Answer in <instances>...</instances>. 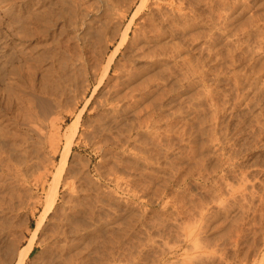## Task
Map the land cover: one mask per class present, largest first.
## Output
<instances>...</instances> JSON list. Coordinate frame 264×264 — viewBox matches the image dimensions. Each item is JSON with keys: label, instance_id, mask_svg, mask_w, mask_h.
Returning <instances> with one entry per match:
<instances>
[{"label": "rangeland", "instance_id": "1", "mask_svg": "<svg viewBox=\"0 0 264 264\" xmlns=\"http://www.w3.org/2000/svg\"><path fill=\"white\" fill-rule=\"evenodd\" d=\"M2 1L0 264L35 228L21 264H264V0ZM170 6L189 21L168 27Z\"/></svg>", "mask_w": 264, "mask_h": 264}, {"label": "bare ground", "instance_id": "2", "mask_svg": "<svg viewBox=\"0 0 264 264\" xmlns=\"http://www.w3.org/2000/svg\"><path fill=\"white\" fill-rule=\"evenodd\" d=\"M61 2L60 3H62L63 5H66V2H65V0H60ZM178 1V0H177ZM182 1V0H181ZM3 1L2 0H0V10L2 11V12H5V8H4V6H5V4H4V6H2L1 5V3H2ZM51 3V1H48V3ZM120 2V1H119ZM142 2V1H141ZM143 2H144V0H143ZM173 2V1H172ZM7 3V2H6ZM38 3V2H37ZM49 3V4H50ZM169 3V2H168ZM30 4V3H29ZM49 4H47L48 6H49ZM53 2L51 3V5L53 6ZM56 4V3H55ZM57 4H58V2H57ZM108 4V3H107ZM110 4V3H109ZM129 4V3H128ZM127 4V5H128ZM141 4V3H140ZM241 4V3H240ZM12 5V4H11ZM46 5V6H47ZM62 5V6H63ZM139 5V4H138ZM137 5V6H138ZM144 5V4H143ZM47 6V7H48ZM58 6V5H57ZM72 6V5H71ZM106 6V5H105ZM113 6V5H112ZM126 6V5H125ZM155 6H158V5H155ZM160 6V5H159ZM163 6V5H162ZM178 6H180V5H178ZM246 6V5H245ZM28 7V6H27ZM51 7V6H50ZM59 7V6H58ZM115 7V6H114ZM142 7V6H141ZM171 7V6H170ZM53 8H54V6H53ZM56 8V7H55ZM65 8V7H64ZM64 8H60L61 10H60V12L59 13H56L58 16H59V14L63 17V18H65V9ZM139 8H140V6H138V10H139ZM153 8V7H152ZM156 8V7H155ZM11 9V8H10ZM17 8H15V10H16ZM49 9V11L48 12H50V9L52 10V8H47V10ZM64 9V10H63ZM72 9V8H71ZM107 9V8H106ZM164 9V8H163ZM176 10H177V8H175ZM174 8H170V9H168L169 11H167L166 12V14L164 13V14H162L163 16L165 15V17H163V19H162V21L163 22H166L167 23V26L169 25H172V26H176V25H181L182 23H187L188 21H189V19L187 18L188 17V15H187V13H185V12H183L182 10V12L180 11V10H178V11H176ZM179 9V8H178ZM7 10V9H6ZM18 10V13L17 12H15L16 13V16H17V18L19 19L20 18V20H22L24 23V25H25V22H27V20L29 19V16L31 17V15H32V19H36V21L37 20H39L40 21V23H41V18H42V16H44V14H43V12H42V14H41V11L39 12L38 10L39 9H34V10H32V11H25L24 10V12L22 11V10H20V9H17ZM40 10H42V11H45V10H43V9H40ZM58 10V9H57ZM73 10V9H72ZM72 10H71V12H72ZM75 10V9H74ZM136 10H137V8H136ZM153 10H155V9H153ZM159 10V9H158ZM221 10H223V9H221ZM240 10V9H239ZM23 13H22V12ZM110 11H111V9H110ZM116 11H118V10H116ZM160 11V10H159ZM164 11V10H163ZM213 11V10H212ZM216 11V10H215ZM242 11V10H241ZM47 12V13H48ZM53 12V11H52ZM57 12V11H56ZM80 12H81V10H80ZM152 13H151V17H153L154 18V16L156 15V13H155V11L153 12V11H151ZM211 12V11H210ZM46 13V14H47ZM84 13V12H83ZM87 13V12H86ZM135 13V12H134ZM219 13V12H218ZM226 13V12H225ZM31 14V15H30ZM45 14V15H46ZM67 14V13H66ZM81 14V13H80ZM210 14H212V13H210ZM220 14V13H219ZM224 14V13H223ZM68 15H70V14H68ZM72 15H73V13H72ZM82 15V14H81ZM83 15H86L85 13L83 14ZM124 15V14H123ZM148 15V16H149ZM160 15V14H159ZM158 15V16H159ZM93 16V15H92ZM117 16V15H116ZM157 16V15H156ZM190 16V15H189ZM210 16V15H209ZM49 17V16H48ZM57 17V16H56ZM60 17V16H59ZM73 17V16H72ZM91 17V16H90ZM115 17V16H114ZM150 17V18H151ZM162 17V16H161ZM212 17V16H211ZM68 18V17H67ZM80 18H82V17H80ZM215 18V17H214ZM234 18V17H233ZM31 19V20H32ZM34 19V20H35ZM60 19V18H59ZM79 19V18H78ZM116 19V18H115ZM192 19V18H191ZM30 20V21H31ZM56 20V19H55ZM82 20H83V18H82ZM156 20H159V19H156ZM236 20V19H235ZM17 21V20H16ZM19 21V20H18ZM38 21V22H39ZM44 21V20H43ZM42 21V22H43ZM50 21V20H49ZM57 21V20H56ZM68 21H69V19H68ZM73 21H76V20H74L73 19ZM73 21H71L72 22V24H71V26L72 27H74V28H79V27H82V26H80V24L79 23H77V22H73ZM159 21H161V20H159ZM219 21V20H218ZM257 21V20H256ZM37 22V23H38ZM54 22V21H53ZM80 22V21H79ZM83 22H84V20H83ZM97 22V21H96ZM20 23V22H19ZM22 23V22H21ZM45 24H46V22H44ZM43 23V24H44ZM159 23H162V22H159ZM165 23V24H166ZM222 23V22H221ZM30 24V23H29ZM28 24V25H29ZM42 24V23H41ZM50 24V23H49ZM54 24V23H53ZM70 24V23H69ZM85 24V23H84ZM83 24V25H84ZM106 24V23H105ZM107 24H109V22L107 23ZM118 24V23H117ZM162 24H164V23H162ZM46 25H48V24H46ZM45 25V26H46ZM87 25V24H86ZM186 25V24H185ZM187 25H189V24H187ZM191 25V24H190ZM216 25V24H215ZM49 26V25H48ZM59 26V25H58ZM68 26V25H67ZM113 26H114V24H113ZM116 26V25H115ZM156 26V25H155ZM168 26V27H169ZM230 26V25H229ZM251 26V25H250ZM85 27H87V26H85ZM94 27H95V25H94ZM144 27V26H143ZM148 27V26H147ZM184 27V26H183ZM186 27V26H185ZM188 27V26H187ZM223 27H225V26H223ZM98 28V27H97ZM100 28H102V27H100ZM153 28V27H152ZM157 28V27H156ZM155 28V29H156ZM166 28V27H165ZM176 28V27H175ZM12 29V28H11ZM19 29V28H18ZM26 29H27V27H26ZM85 29V28H84ZM87 29V28H86ZM89 29V28H88ZM99 29V28H98ZM112 29V28H111ZM172 29V28H171ZM236 29V28H235ZM260 29V28H259ZM30 30V29H29ZM72 30V29H71ZM95 30V29H94ZM93 30V31H94ZM144 30V29H143ZM148 30H150V29H148ZM153 30V29H152ZM158 30V29H157ZM178 30V29H177ZM199 30V29H198ZM222 30V29H221ZM227 30V29H226ZM230 30V29H229ZM234 30V29H233ZM64 31V30H63ZM102 31H104V30H102ZM101 31V32H102ZM151 31V30H150ZM172 31H174L173 29H172ZM172 31H170V33H172ZM180 31V30H179ZM200 31V30H199ZM198 31V32H199ZM232 31V30H231ZM123 32V31H122ZM134 32V31H133ZM147 32V31H146ZM154 32V31H153ZM180 32H182V31H180ZM226 32V31H225ZM28 32H26L25 34H27ZM41 33V32H40ZM71 33V32H70ZM99 33V32H98ZM104 33V32H103ZM102 33V34H103ZM150 33V32H149ZM174 33V32H173ZM219 33V32H218ZM218 33H216V34H218ZM261 33V32H260ZM96 34V33H95ZM107 34V33H106ZM142 34V33H141ZM158 34V33H157ZM165 34V33H164ZM175 34V33H174ZM211 34V33H210ZM240 34V33H239ZM30 35V34H29ZM137 35H138V33H137ZM177 35V34H176ZM183 35V34H182ZM185 35V34H184ZM183 35V36H184ZM228 35V34H227ZM256 35V34H255ZM27 36V35H26ZM25 36V37H26ZM32 36V35H31ZM100 36V35H99ZM112 36V35H111ZM159 36V35H158ZM188 36H189V34H188ZM197 36H198V34H197ZM246 36V35H245ZM71 37H72V35H71ZM76 37H78V36H76ZM106 37V36H105ZM108 37H110V36H108ZM133 37V36H132ZM149 37V36H148ZM179 37H180V35H179ZM210 37V36H209ZM261 37V36H260ZM31 38V37H30ZM89 38V37H88ZM187 38V37H186ZM192 38V37H191ZM237 38V37H236ZM28 39V38H27ZM75 39V38H74ZM77 39H79V38H77ZM90 39V38H89ZM113 39V38H112ZM123 39V38H122ZM125 39V38H124ZM136 39V38H135ZM148 39V38H147ZM160 39V38H159ZM178 39H180V38H178ZM177 39V40H178ZM222 39V38H221ZM234 39V38H233ZM246 39V38H245ZM51 40V39H50ZM81 40V39H80ZM121 40V39H120ZM140 40V39H139ZM151 40V39H150ZM257 40H258V37H257ZM84 41V40H83ZM98 41V40H97ZM109 41V40H108ZM129 41V40H128ZM136 41V40H135ZM186 41V40H185ZM192 41V40H191ZM218 41V40H217ZM246 41V40H245ZM121 42H122V40H121ZM134 42V41H133ZM158 42V41H157ZM179 42V41H178ZM181 42V41H180ZM193 42H194V40H193ZM207 42V41H206ZM232 42V41H231ZM242 42V41H241ZM118 43V42H117ZM127 43V42H126ZM144 43V42H143ZM159 43V42H158ZM163 43V42H162ZM170 43V42H169ZM192 43V42H191ZM204 43V42H203ZM210 43V42H209ZM226 43V42H225ZM240 43V42H239ZM102 44V43H101ZM122 44V43H121ZM147 44H149V43H146V46H147ZM154 44V43H153ZM172 44V43H171ZM184 44V43H183ZM187 44V43H186ZM221 44V43H220ZM4 45V44H3ZM119 45V44H118ZM139 45H141V44H139ZM143 45V44H142ZM181 45V44H180ZM257 45V44H256ZM255 45V46H256ZM48 46V45H47ZM138 46V45H137ZM144 46V45H143ZM162 46H163V44H162ZM166 46V45H165ZM176 46H178L177 44H176ZM247 46V45H246ZM249 46V45H248ZM89 47V46H88ZM135 47V46H134ZM145 47V46H144ZM164 47V46H163ZM172 47H173V45H172ZM258 47V46H257ZM262 47H264V46H262ZM39 48V47H38ZM54 48V47H53ZM173 48H175V47H173ZM224 48V47H223ZM244 48V47H243ZM3 49V48H2ZM115 49H116V47H115ZM138 49V48H137ZM140 49V48H139ZM154 49V48H153ZM178 49V48H177ZM207 49V48H206ZM205 49V50H206ZM248 49V48H247ZM257 49V48H256ZM33 50V49H32ZM141 50V49H140ZM150 50V49H149ZM168 50V49H167ZM178 50H180V49H178ZM255 50V49H254ZM60 51V50H59ZM47 52V51H46ZM136 52V51H135ZM150 52V51H149ZM167 52V51H166ZM43 53V52H42ZM113 53V52H112ZM131 53H133V52H131ZM10 54V53H9ZM41 54V53H40ZM134 54V53H133ZM145 54H146V52H145ZM148 54V53H147ZM157 54V53H156ZM162 54V53H161ZM169 54V53H168ZM12 55V54H11ZM45 55V54H44ZM62 55V54H61ZM112 55V54H111ZM123 55V54H122ZM129 55H130V53H129ZM255 55V54H254ZM10 56V55H9ZM41 56H43V54H41ZM180 56V55H179ZM216 56H217V53H216ZM219 56V55H218ZM233 56V55H232ZM231 56V57H232ZM47 57V56H46ZM50 57H51V55H50ZM49 57V58H50ZM112 57V56H111ZM149 57V56H148ZM152 57V56H151ZM175 57V56H174ZM196 57V56H195ZM220 57V56H219ZM14 58V57H13ZM58 58V57H57ZM216 58V57H215ZM218 58V57H217ZM230 58V57H229ZM8 59V58H7ZM48 59V58H47ZM194 59H196V58H194ZM255 59V58H254ZM14 60V59H13ZM158 60V59H157ZM156 60V61H157ZM236 60V59H235ZM46 61V60H45ZM153 61V60H152ZM165 61V60H164ZM188 61V60H187ZM190 61V60H189ZM199 61V60H198ZM40 62V61H39ZM171 62V61H170ZM207 62V61H206ZM21 63V62H20ZM124 63V62H123ZM190 63V62H189ZM232 63V62H231ZM28 65V64H27ZM149 65V64H148ZM167 65V64H166ZM194 65V64H193ZM61 66V65H60ZM68 66V65H67ZM163 66V65H162ZM37 67V66H36ZM66 67V66H65ZM191 67H192V65H191ZM194 67V66H193ZM206 67V66H205ZM232 67V66H231ZM13 68V67H12ZM48 68V67H47ZM61 68V67H60ZM70 68H71V66H70ZM26 69V68H25ZM188 69V68H187ZM195 69V68H194ZM69 70V69H68ZM67 70V71H68ZM106 70V69H105ZM117 70V69H116ZM3 71V70H2ZM197 71H198V69H197ZM201 71V70H200ZM9 72V71H8ZM117 72V71H116ZM21 73V72H20ZM23 73V72H22ZM143 73V72H142ZM189 73V72H188ZM195 73V72H194ZM18 74V73H17ZM27 74V73H26ZM36 74V73H35ZM50 74V73H49ZM61 74V73H60ZM66 74V73H65ZM117 74V73H116ZM28 75V74H27ZM18 76V75H17ZM33 76V75H32ZM47 76V75H46ZM74 76V75H73ZM141 76V75H140ZM210 76V75H209ZM1 77V76H0ZM19 77V76H18ZM57 77V76H56ZM190 77V76H189ZM238 77V76H237ZM2 78V77H1ZM80 78V77H79ZM107 78V77H106ZM115 78V77H114ZM118 77H117V75H116V79H117ZM126 78V77H125ZM166 78V77H165ZM66 79V78H65ZM75 79V78H74ZM124 79V78H123ZM129 79V78H128ZM148 79H149V77H148ZM211 79V78H210ZM38 80V79H37ZM86 80V79H85ZM143 80V79H142ZM162 80V79H161ZM170 80V79H169ZM44 81V80H43ZM60 81V80H59ZM117 81V80H116ZM55 82H56V80H55ZM62 82V81H61ZM121 82V81H120ZM140 82V81H139ZM146 82V81H145ZM193 82V81H192ZM235 82V81H234ZM1 83V82H0ZM3 83V82H2ZM33 83V82H32ZM43 83V82H42ZM160 83V82H159ZM199 83V82H198ZM197 83V84H198ZM237 83V82H236ZM255 84V83H254ZM253 84V85H254ZM38 85V84H37ZM120 85V84H119ZM23 86V85H22ZM30 86V85H29ZM65 86V85H64ZM145 86V85H144ZM43 87V86H42ZM56 87H58V86H56ZM60 87V86H59ZM63 87V86H62ZM82 87V86H81ZM108 87V86H107ZM119 87V86H118ZM117 87V88H118ZM8 88V87H7ZM28 88V87H27ZM44 88V87H43ZM51 88H53V86L51 87ZM51 88H48V89H51ZM116 88V89H117ZM130 88H131V86H130ZM134 88V87H133ZM138 88V87H137ZM140 88V87H139ZM20 89V88H19ZM36 89V88H35ZM115 89V88H114ZM127 89V88H126ZM5 90V89H4ZM17 90V89H16ZM40 90V89H39ZM63 90V89H62ZM107 90H109V89H107ZM106 90V91H107ZM113 90V89H112ZM128 90V89H127ZM163 90V89H162ZM161 90V91H162ZM6 91H8V89L6 90ZM111 91V90H110ZM60 92V91H59ZM127 92V91H126ZM135 92V91H134ZM55 93V92H54ZM80 93V92H79ZM123 93H125V92H123ZM244 93V92H243ZM108 94H109V92H108ZM107 94V95H108ZM126 94V93H125ZM132 94V93H131ZM30 95H32V94H30ZM113 95H114V93H113ZM112 94H111V97H110V99H114L115 97L113 96ZM117 95H118V93H117ZM120 95V94H119ZM127 95V94H126ZM142 95V94H141ZM13 96V95H12ZM18 96V95H17ZM121 96V95H120ZM122 96H123V94H122ZM122 96H121V98H122ZM134 96V95H133ZM256 96V95H255ZM14 97H16V96H14ZM19 97V96H18ZM102 97V96H101ZM107 97H109V96H107ZM125 97V96H124ZM100 98V97H99ZM103 98V97H102ZM120 98V97H119ZM120 98V99H121ZM126 98H128V95H127V97ZM48 99V98H47ZM106 99V98H105ZM109 99V98H108ZM125 99V98H124ZM253 99H254V97H253ZM256 99V98H255ZM19 100H20V98H19ZM32 100V99H31ZM111 100V101H112ZM36 101V100H35ZM54 101V100H53ZM77 101V100H76ZM107 101V100H106ZM120 101V100H119ZM128 101V100H127ZM137 101V100H136ZM98 102V101H97ZM96 102V103H97ZM102 102V101H101ZM103 102H104V100H103ZM116 102H118L117 101V99H116ZM115 102V103H116ZM30 103V102H29ZM112 103V102H111ZM114 103V102H113ZM112 103V104H113ZM119 103V102H118ZM122 103V102H121ZM99 104V103H98ZM105 104V103H104ZM56 105V104H55ZM66 105V104H65ZM94 105V104H93ZM100 105H102V103L100 104ZM114 105V104H113ZM48 106V105H47ZM51 106V105H50ZM95 106V105H94ZM93 106V107H94ZM99 106V105H98ZM107 106V105H106ZM134 106V105H133ZM31 107V106H30ZM49 107V106H48ZM58 107V106H57ZM61 107H63V106H61ZM104 107V106H103ZM124 107V106H123ZM71 108V107H70ZM74 108V107H73ZM120 109H121V107H119ZM119 108L117 109V104H116V106L114 105V106H112L111 108H109V109H111V115H112V117H114V118H116V117H118V116H120L121 115V113L123 112V110H122V112H119L120 110H119ZM132 108V107H131ZM37 109V108H36ZM106 109V108H105ZM136 109V108H135ZM134 109V110H135ZM139 110V109H138ZM142 110V109H141ZM50 111V110H49ZM72 111V110H71ZM125 111V110H124ZM140 111V110H139ZM40 112V111H39ZM109 112V113H110ZM129 112V111H128ZM130 113V112H129ZM132 113V112H131ZM124 113H122V115H123ZM51 115V114H50ZM97 115V114H96ZM135 115V114H134ZM136 115H137V113H136ZM141 115V114H140ZM54 116V115H53ZM144 116V115H143ZM150 116V115H149ZM139 117V116H138ZM137 117V118H138ZM101 118V117H100ZM122 118V117H121ZM124 118V117H123ZM123 118H122V120H123ZM147 118V117H146ZM56 119V118H55ZM105 119H108V118H105ZM125 119H127V118H125ZM35 120V119H34ZM58 120V119H57ZM112 120H114L113 118H112ZM111 120V121H112ZM121 120V119H120ZM143 120V119H142ZM29 121V120H28ZM108 121V120H107ZM110 121V122H111ZM119 120L117 119V122H118ZM132 121V120H131ZM139 121V120H138ZM144 121V120H143ZM142 121V122H143ZM41 122H43V121H41ZM40 122V123H41ZM74 122V121H73ZM114 122H115V120H114ZM127 122V121H126ZM130 122V121H129ZM140 122V121H139ZM75 123V124H74ZM74 123H71V130L69 131L70 132V135H69V133L68 134H66V135H68L69 136V138H70V136H71V138H72V136L74 135V129H75V127H76V125H77V120H75V122ZM72 124H74V125H72ZM147 124H148V122H147ZM32 125V124H31ZM107 125V124H106ZM122 125V124H121ZM120 125V126H121ZM124 125H126V124H124ZM129 125V124H128ZM139 125V124H138ZM137 125V126H138ZM52 126V125H51ZM70 126V125H69ZM69 126H68V128H69ZM105 126V125H104ZM112 126V125H111ZM117 126V125H116ZM115 126V127H116ZM130 126V125H129ZM144 126V125H143ZM7 127V126H6ZM108 127V126H107ZM125 127V126H124ZM1 128V127H0ZM112 128V127H111ZM147 128V127H146ZM5 129V128H4ZM114 129V128H113ZM124 129V128H123ZM31 130H34V129H31ZM46 130V129H45ZM13 131V130H12ZM108 131V130H107ZM127 131V130H126ZM31 132V131H30ZM56 132V131H55ZM44 133V132H43ZM50 133V132H49ZM1 134V133H0ZM10 134V133H9ZM17 134V133H16ZM58 134V133H57ZM129 134V133H128ZM17 136V135H16ZM75 136V135H74ZM80 136V135H79ZM5 138V137H4ZM68 138V137H67ZM66 138V145L62 148L63 149V151H62V154H61V157L63 158V160L65 161V159H66V157L68 156V153H69V151H70V149H71V147H70V142L71 141H68V140H71V138L70 139H67ZM74 138V137H73ZM133 138V137H132ZM48 140V139H47ZM53 142V141H52ZM68 142V143H67ZM77 142V141H76ZM6 143V142H5ZM48 143V142H47ZM49 144V143H48ZM92 144V143H91ZM20 145V144H19ZM51 145V144H50ZM5 146V145H4ZM10 146V145H9ZM13 146V145H12ZM124 146V145H123ZM14 148L16 147V146H13ZM24 147V146H23ZM106 147V146H105ZM7 148V147H6ZM19 148V147H18ZM49 148H50V146H49ZM12 149V148H11ZM10 149V150H11ZM21 150H22V148H20ZM56 149V148H55ZM58 149V148H57ZM2 150V149H1ZM7 150V149H6ZM15 150V149H14ZM12 151V150H11ZM20 151V150H19ZM15 152V151H14ZM38 152V151H37ZM42 152V151H41ZM8 153V152H7ZM18 153V152H17ZM17 153H16V155H17ZM24 153V152H23ZM51 153V152H50ZM26 154V153H25ZM38 154V153H37ZM20 155V154H19ZM10 156V155H9ZM18 156V155H17ZM121 156V155H120ZM28 157V156H27ZM26 157V158H27ZM17 158V157H16ZM15 158V159H16ZM40 158V157H39ZM61 158V159H62ZM18 159V158H17ZM20 159V158H19ZM25 159V158H24ZM43 159V158H42ZM60 159V160H61ZM142 159V158H141ZM27 160V159H26ZM25 160V161H26ZM29 160V159H28ZM51 160V159H50ZM15 161V160H14ZM23 161V160H22ZM24 161V162H25ZM136 161V160H135ZM87 163V162H86ZM7 164V163H6ZM16 164V163H15ZM59 164V163H58ZM46 167V166H45ZM47 168V167H46ZM57 168V167H56ZM38 170H39V168H37ZM43 169V168H42ZM45 169V168H44ZM43 169V170H44ZM13 172V171H12ZM43 172V171H42ZM48 172V171H47ZM50 172V171H49ZM22 173V172H21ZM54 174V173H53ZM3 175V174H2ZM19 175V174H18ZM40 175H41V173H40ZM34 176V175H33ZM72 176H73V174H72ZM70 178V177H69ZM56 179V178H55ZM55 179H53V180H55ZM71 179V178H70ZM30 180V179H29ZM46 180V179H45ZM44 180V181H45ZM66 180H68V179H65V185H64V181H63V185L64 186H68L66 183H67V181ZM32 181V180H31ZM71 181V180H70ZM53 182V185H51V187H50V190H49V194L47 193V198H46V210L45 211H48V210H50V209H52V208H54V206H55V204H56V202H57V199H58V196H59V190H60V185H59V180H55V181H52ZM52 182H51V184H52ZM41 183H43V182H41ZM69 183V182H68ZM117 183V182H116ZM12 185V184H11ZM34 185V184H33ZM43 185V184H42ZM120 185V184H119ZM69 187V186H68ZM68 187H66V188H68ZM72 187V186H71ZM66 191H67V189H66ZM73 194V193H72ZM31 195V194H30ZM73 196V195H72ZM14 197V196H13ZM9 198V197H8ZM14 199V198H13ZM32 199V198H31ZM23 200V199H22ZM4 201V200H3ZM36 201H37V199H36ZM65 202H68V201H64L63 200V203H65ZM121 202V201H120ZM11 203V202H10ZM126 203V202H125ZM8 204V203H7ZM19 204V203H18ZM17 204V205H18ZM61 204V203H60ZM68 204H69V202H68ZM70 204H72V206L73 207H67L68 209H67V211H64V212H66V214H65V219H64V222H66L68 225L71 223V222H74V221H72V218H74L73 216L75 215L74 213H73V211L75 212L76 210V208H74V206L76 205L75 203H70ZM73 204H75V205H73ZM79 204V203H78ZM5 205V204H4ZM62 205V204H61ZM65 206H66V204H64ZM85 205V204H84ZM21 206V205H20ZM69 206V205H68ZM13 207V206H12ZM88 207V206H87ZM11 208V207H10ZM44 208V207H43ZM42 208V210H44ZM55 208H57V207H55ZM61 208V207H60ZM65 209H66V207H65ZM61 210V209H60ZM58 212V211H57ZM10 213V212H9ZM46 213V212H45ZM89 214V213H88ZM115 214V213H114ZM117 214V213H116ZM17 215V214H16ZM76 216V215H75ZM109 219V218H108ZM117 219V218H116ZM12 220V219H11ZM14 220V219H13ZM74 220V219H73ZM107 220V219H106ZM10 221V220H9ZM63 221V220H62ZM91 221V220H90ZM61 222V221H60ZM41 223V222H40ZM39 223V221H38V224L37 225H39L40 224ZM62 223V222H61ZM82 223V222H81ZM4 224V223H3ZM8 224V223H7ZM84 225V224H83ZM7 226V225H6ZM25 226V225H24ZM40 226V225H39ZM73 226V225H72ZM26 227V226H25ZM38 227V226H37ZM69 227V226H68ZM55 228V227H54ZM73 228H74V226H73ZM97 228V227H96ZM39 229V228H38ZM2 229H0V231H1ZM36 230H37V228H35V229H31V236L27 239V241H26V243L19 249V250H16V249H14V257H17L18 259L16 260V262H18V263H16V264H21L22 262H24L27 258H29V256H30V254L32 253V251H33V249H34V247L35 246H42L43 245V243L42 242H44V241H40V240H38V238H36L35 237V234H36ZM73 231H76V230H74L73 229ZM8 233V232H7ZM69 233V234H68ZM14 235V234H13ZM69 235H71V233L69 232V231H67V233H66V231H65V233L62 235L63 237V240L65 241L64 242V246H65V249H67V252H69L68 250L70 249V248H73V247H71L73 244H74V240H72V238H70L72 241H73V244H71L70 242H72L70 239H69ZM58 236V235H57ZM19 238V237H18ZM70 240L69 242L67 241L68 239ZM90 238V237H89ZM5 239V238H4ZM90 240V239H89ZM59 241H60V239H59ZM11 242V241H10ZM13 242V241H12ZM55 244V243H54ZM62 244H63V241H62ZM75 245V244H74ZM18 246V245H17ZM50 246V245H49ZM64 246H61V247H63L64 248ZM46 247V246H45ZM44 247V248H45ZM51 248V247H50ZM49 248V249H50ZM12 249V248H11ZM43 249V248H42ZM62 250H64V249H62ZM78 252V251H77ZM13 253V252H12ZM67 256V255H66ZM65 257V256H64ZM4 258V257H3ZM71 259V258H70Z\"/></svg>", "mask_w": 264, "mask_h": 264}]
</instances>
